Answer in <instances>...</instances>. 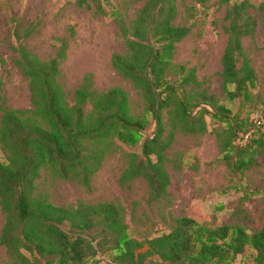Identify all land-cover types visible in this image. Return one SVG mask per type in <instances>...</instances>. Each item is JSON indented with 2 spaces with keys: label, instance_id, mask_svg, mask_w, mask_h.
Here are the masks:
<instances>
[{
  "label": "trees",
  "instance_id": "trees-1",
  "mask_svg": "<svg viewBox=\"0 0 264 264\" xmlns=\"http://www.w3.org/2000/svg\"><path fill=\"white\" fill-rule=\"evenodd\" d=\"M83 2L87 0H79ZM250 5L248 0H242L227 9L228 40L222 57V77L223 91L229 98L250 99L258 83L256 70L242 46L243 36L253 32L257 23L247 11ZM261 7L264 24V0ZM112 14L128 48L127 54L115 53L113 63L142 90L155 129L145 136L144 123L129 113L126 91L119 86L100 97L95 116L88 118L84 105L90 95L89 77L76 89V103L70 105L55 82L66 43L48 60L19 46L17 62L31 78L35 102L42 107L48 126L29 121L17 109H3L0 140L9 154L0 155V203L5 212L0 243L16 264H95L91 260L95 249L92 229L100 227L110 243L108 264H235L247 247H252L255 254L251 262L240 264H264V226L249 233L241 225L211 226L184 214L176 218L169 231L140 240L132 236L122 209L114 202L66 207L34 193L40 168L46 163L61 176L80 173L87 182L100 166L103 153L86 141L114 133L126 144L142 143L143 158L127 169L124 178L142 173L149 179L152 191L163 194L170 183L165 151L174 132L164 135L162 110L171 106L177 120L191 131L207 130V113L228 124L224 159L235 173L257 165L256 154L264 151L262 119L255 121L257 128L248 124L240 135L230 108L219 103L214 94L198 90L194 67L179 64V76L172 79L169 75L176 42L191 30L174 21L176 0H146L130 20L119 11L113 10ZM189 83L192 85L187 86ZM196 108L199 109L193 114ZM66 221L70 222L69 229L63 226Z\"/></svg>",
  "mask_w": 264,
  "mask_h": 264
},
{
  "label": "rangeland",
  "instance_id": "rangeland-1",
  "mask_svg": "<svg viewBox=\"0 0 264 264\" xmlns=\"http://www.w3.org/2000/svg\"><path fill=\"white\" fill-rule=\"evenodd\" d=\"M240 1L176 0L174 21L190 26L191 30L176 42L169 75L172 79L179 76V64L194 67L198 90L214 94L219 103L230 108L233 124L241 135L248 124L257 128L255 121H264V24L262 0H248L251 5L247 11L257 23L253 32L243 36L242 46L256 70L258 83L252 88L250 99L229 98L223 91L222 77V57L228 40L226 14L233 3ZM145 2L87 0L80 4L79 0H0V127L5 107L17 109L31 122L48 126L42 107L35 102L31 78L17 62V48L23 45L39 58L48 60L66 43L55 78L66 101L70 105L76 103V89L89 77L90 95L84 110L88 118H93L100 97L111 87L119 86L126 91L129 113L144 123L145 136L152 134L156 124L147 111L146 97L113 63V55L127 54L128 48L112 11H119L130 20ZM204 118L207 130L191 131L177 120L173 106L162 110L164 135L174 132L171 145L165 151L170 183L163 194L154 193L149 179L142 173L124 178L127 169L143 158L142 143L126 144L114 133L100 140L86 141L103 153L100 166L87 182L80 173L61 176L46 163L40 168L34 193L66 207L114 202L122 209L132 236L140 240L169 231L176 218L184 214L211 226L241 225L253 233L264 226V151L256 154L257 165L233 172L224 159L223 141L230 133L228 124L209 113ZM8 154L0 140V155ZM4 222L5 212L0 203V232ZM63 226L69 229L70 222L66 221ZM92 233L95 249L91 260L95 264H108V238L100 227L92 229ZM86 236L90 238L89 234ZM254 254L255 250L247 247L245 254H239L234 263L251 262ZM0 264H16L2 243Z\"/></svg>",
  "mask_w": 264,
  "mask_h": 264
}]
</instances>
